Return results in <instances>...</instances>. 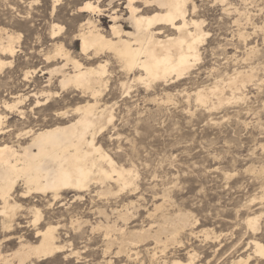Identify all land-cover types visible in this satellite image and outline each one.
<instances>
[{
    "label": "rangeland",
    "instance_id": "374dc122",
    "mask_svg": "<svg viewBox=\"0 0 264 264\" xmlns=\"http://www.w3.org/2000/svg\"><path fill=\"white\" fill-rule=\"evenodd\" d=\"M109 1L0 0V45L10 35L14 49L12 55L0 50V61L6 63L0 69L3 141L9 139L15 145L16 135L71 121L79 115L78 108L93 103L82 89L59 86L58 68L65 61L57 51L62 47L84 66L108 60L105 84L96 98L97 111H104V129L95 143L117 165L136 175L132 192L120 191L111 180L113 183L107 181L103 187L92 184L79 199L71 193H63L57 201L50 194H32L26 199L15 195L16 219L8 223L12 230L4 233L0 223L2 253H12L19 244H37L36 231L51 226L60 252L41 260L31 258L27 264H160L161 260L152 261L144 249L151 248V242L136 249L139 257L134 260L118 253L115 239L123 228L127 233L175 226L162 217L163 209L166 216L168 211L189 214V226L197 234L192 235L190 227L181 233L184 247H170L175 260L186 262L189 249L202 256L196 264H228L251 253L245 252L247 241L255 238L264 245V0H189L188 18L200 22L206 34L198 48L200 60L187 75L150 86L112 55L88 60L80 54L76 35L84 21L89 19L109 36L113 7L124 17L125 22L119 24L132 31L126 22L124 0L111 6ZM87 2L99 7L102 14L81 10ZM56 26L62 30L58 33L55 28L53 35ZM67 65L62 71L71 73L72 65ZM239 72L236 87L230 89L228 77ZM216 84L221 93L208 95V103L200 107L195 92L207 93ZM17 101L24 118L3 106ZM108 114L113 117L110 123L105 121ZM159 204L162 208L156 209ZM33 209H40L41 217L35 223ZM121 213L128 218L119 220ZM254 215L262 217L251 233L244 218ZM2 217L0 214V220ZM105 227L113 230L107 232ZM204 230L220 235L222 243H202L198 232ZM233 243H239L235 250ZM218 245L224 246L220 253L214 252Z\"/></svg>",
    "mask_w": 264,
    "mask_h": 264
},
{
    "label": "bare ground",
    "instance_id": "6f19581e",
    "mask_svg": "<svg viewBox=\"0 0 264 264\" xmlns=\"http://www.w3.org/2000/svg\"><path fill=\"white\" fill-rule=\"evenodd\" d=\"M115 1L110 0L108 6L113 5ZM188 1L124 0V10L127 13L126 22L129 23L132 31L124 30L122 25L119 24L121 21L125 22L123 20L124 17L122 14H118L113 7L111 9L112 13L109 16L112 23L109 28V36H104L89 19L84 21L86 22L85 24H81L82 29L76 35V40L80 41V54L88 58V60L100 58L102 55L108 58L110 57L108 55H112L124 69L131 74L134 72V76L137 74L138 80L145 81L147 85L156 82L165 83L169 79L181 78L200 60L198 48L206 36L201 29V23L188 18ZM83 9L90 13L102 14V10L90 2L85 3L81 10ZM55 28L58 33L62 30V27H54L52 29L53 35L55 34ZM6 37L7 42L6 44L4 43L5 45H2L3 43L0 45V50L2 54L12 55L14 53L12 46L13 38L10 35ZM57 55L62 56L65 61V64L58 68V73H61L59 86L65 88L72 85L77 89H82L91 96L93 103L87 102L82 108H78L76 111L79 112V115L71 121L39 128L35 131L30 129L16 135L14 137L16 141L15 145L9 139L8 141H3V137L1 136L6 133L3 122L5 116L2 117L0 115V203L2 205L0 214L3 216L0 223L3 231L10 229L8 223H12L16 219V217L14 219V211L17 208L15 195L19 196L20 199H26L32 194H50L52 195V199L57 201L63 193H71L73 194L72 198L79 199L81 198V194L86 192L92 184H99L103 187L107 181L111 180H114L115 185L120 186V191L130 190L134 185V177L136 175L133 170L117 165L95 143L96 136L104 129L101 123L104 120V111H97L96 98L100 94L101 87L105 84L108 60L99 62L96 66H93L94 64L92 65V63L89 66H84L79 61L71 59L62 50V47H59ZM68 62L72 65L73 71L71 73L62 71V68H65ZM5 64L4 61H0V69ZM241 75L242 73L239 72L236 73V76L228 77L227 84L230 89L236 87L238 78ZM219 93L221 91L216 84L212 88H209L207 93L204 90H197L194 97L201 107V104L208 103V95L217 96ZM37 97H35V100ZM220 100L221 98H218V101ZM19 103L17 101L9 105L8 102H4L3 106L7 111H17L16 113L21 118H24V111L17 108ZM36 104H39V101H36ZM105 119L107 123H110L113 119L112 114L106 115ZM28 138H30L29 141ZM111 182L113 183V181ZM130 192L132 191L130 190ZM124 207L126 208L127 206ZM161 208L162 205L160 206V204L156 207V209ZM23 210L25 209L23 208L21 212ZM39 210H34V223L39 221L41 217ZM163 210L161 212L162 217L166 218V222L174 221L176 223L175 226L170 229L158 226L155 230L149 227L139 232L131 231L127 233L124 232L125 228H123L124 230H118V237L115 239L118 240V253H121V255L124 253L128 255V258L134 257V260H137L139 253L136 249L146 246L147 242H151L153 246L144 249H146V253L149 254L152 261L161 260L160 264H196L202 256L194 250L189 249L186 252L187 261L184 263L175 260L170 250V247L173 245L184 247L179 237L184 230L190 227V215L179 211L175 215L171 213V216L168 211L170 214V217H168L169 214L166 216L164 214L166 212L163 213ZM157 212L159 213L160 211ZM100 213L99 215H101ZM126 214L121 213L119 220L121 218L126 220ZM128 215L130 217V214ZM159 216L161 217L160 213ZM261 217V215H254L253 217L244 218V224L251 233H254L258 229ZM15 224L18 225V223ZM190 228V233L192 235L196 234L193 232L192 227ZM110 229L112 228L105 227L107 232ZM54 231L55 227L51 226L39 229L34 236L35 239H38L37 244H19L18 249L7 255L2 253V246L0 244V264H27L31 258L41 260L60 252L61 247L56 243ZM2 232L0 231V233ZM199 233L203 236L202 243H210L212 245L215 243L220 245L222 243L218 241L221 236L215 235L211 231L204 230ZM110 244L112 245L113 243ZM238 244L233 243L231 248L235 250ZM245 246V252L250 250L251 253L245 256H237L228 264H264V245L259 240L255 238L251 239L247 241ZM223 247L219 246L214 252H222ZM157 254H159L158 257H156Z\"/></svg>",
    "mask_w": 264,
    "mask_h": 264
}]
</instances>
